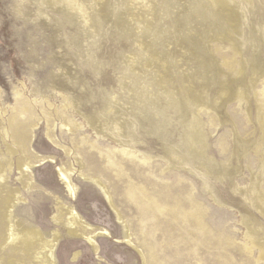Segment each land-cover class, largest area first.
I'll list each match as a JSON object with an SVG mask.
<instances>
[{
	"label": "rangeland",
	"instance_id": "1",
	"mask_svg": "<svg viewBox=\"0 0 264 264\" xmlns=\"http://www.w3.org/2000/svg\"><path fill=\"white\" fill-rule=\"evenodd\" d=\"M52 1L0 0V264H145L125 224L146 264H264V0H240L238 51L225 0Z\"/></svg>",
	"mask_w": 264,
	"mask_h": 264
},
{
	"label": "bare ground",
	"instance_id": "2",
	"mask_svg": "<svg viewBox=\"0 0 264 264\" xmlns=\"http://www.w3.org/2000/svg\"><path fill=\"white\" fill-rule=\"evenodd\" d=\"M57 1L59 3H62L63 5L71 6L74 9H78L80 6V2H81V0H57ZM203 1L204 0H189L188 1L189 12H191L192 14L194 12H197V13H202L204 15L209 16L211 14V12ZM244 1H251V0H244ZM52 2H53L52 0H42L43 4H46V3L48 4V3H52ZM239 4H240V0H225L224 1V6L227 7L229 11L232 12L231 16L234 18L235 21H237V24H235V26H234L236 31L239 34L238 38L236 39V43H235L236 45L234 47V50H236V51L239 50V47H240L239 40H241L239 37L241 36V33H242V29L240 27V24L238 23V18H240ZM41 12L43 13L44 11H41ZM242 93H243V91H240L239 94H237V96H242ZM85 120H86V122H89L92 120V117H86ZM257 122H258L259 128L263 131V135H262L261 139L263 140V143H264V117H262L260 107H258V109H257ZM8 132H9L10 138H13V140L15 142H19V141L23 142V138H25V136L19 135V133H26L25 131L14 130L12 128H9ZM189 140H190V142H192L194 149L196 151H198V153H200L202 156H204L205 155V135L202 132L201 123L198 119H196L191 126V129L189 132ZM11 150H8V151L10 152ZM108 164H109V166H111V168L116 166V163H114L113 161H108ZM262 168H264V167H262ZM60 176L64 179H66L64 174H60ZM258 182L259 181L255 178V181H253V184L251 186L250 191L253 194V201H255V205L258 208H260L262 211H264V194L261 192V190H259ZM98 183L101 184L100 181H98ZM67 186H68V183H67ZM128 186L129 187L127 190L129 192H131L132 189L130 188V186L132 187V184L129 183ZM133 186L135 187V189L138 191L139 194L144 195L147 199L150 200L148 206L153 210L159 211L160 209L163 208L162 204L164 203L166 205V207L170 208V210L174 214H177L180 207H186L185 205H179V201L176 202L172 198H166L164 196V194H162L160 192L159 193L154 192L151 194V196H149V195L146 196L145 186H136V185H133ZM108 201H109L110 205L112 206V208L115 209L116 206L114 205L110 196L108 197ZM9 202H10V206L14 205V200H7L6 199L3 201V204L1 207H3L5 204H9ZM185 209H187L185 212H186V216L188 219L187 221H188V225L190 226V229L199 230L201 233H204L205 231L207 232L205 224L202 222V220H200V219H198V217H196L197 215H200V217L202 218L203 214L199 213V211H198L199 214H197L196 211L189 210L187 207ZM68 214H69V218H70V225H71L70 227L72 229V230H70L71 233L74 234L75 236L84 237L91 245H94V243H95L94 242L95 236H97V235H109V233L106 230H94V232H91V235L84 234L83 232L79 231L77 229V227H80L83 225H85V227H89V225L86 224L84 221H82L81 217L73 209H69ZM0 216L3 218L2 215H0ZM117 216H118V219H121V216L118 212H117ZM123 227L126 230V232L124 233V238H123L124 241H127L129 244H132L134 247H136L138 249L140 255L142 256L143 261L146 264L145 251L140 249V247L138 248L137 245H135V243L133 242V240L130 239L131 234H129L127 232L128 227L126 226V224L123 225ZM193 227H195V228H193ZM1 229H2V227H0V232H1ZM249 234H250V236H254V233L252 230L249 231ZM151 248L152 247H150L149 249L151 250ZM95 250L97 251L96 247H95ZM259 250H260V257H263L264 256V245L261 246V248ZM49 254H50V257L52 258V256H53L52 247H51Z\"/></svg>",
	"mask_w": 264,
	"mask_h": 264
}]
</instances>
